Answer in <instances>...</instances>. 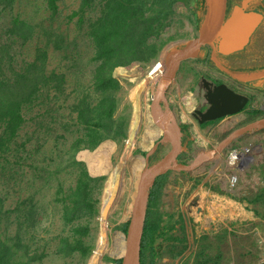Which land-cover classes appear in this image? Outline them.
Instances as JSON below:
<instances>
[{
  "label": "trees",
  "instance_id": "1",
  "mask_svg": "<svg viewBox=\"0 0 264 264\" xmlns=\"http://www.w3.org/2000/svg\"><path fill=\"white\" fill-rule=\"evenodd\" d=\"M16 1L0 0V12ZM97 1L100 13L88 16ZM179 1L81 0L68 17L69 22L77 17L75 34L62 28L57 0H46L48 15L36 23L11 15L6 40L0 35V264H46L50 254L86 264L106 176L91 175L77 153L128 137L131 115L120 112L123 85L114 71L159 58ZM32 41L33 51L24 52ZM52 54L60 60L54 67ZM261 168L264 176V161ZM64 171L73 176L71 182L64 180ZM170 172L150 189L141 264H157L160 238L170 237L164 240L173 256L187 247V237L170 234L174 224L165 223L160 211ZM37 181L53 189L39 202L34 201L38 190L22 195ZM235 198L247 202L264 224V185ZM44 218L53 227L45 232L56 242L53 250L49 240L43 246L35 241ZM128 225L122 227L125 232Z\"/></svg>",
  "mask_w": 264,
  "mask_h": 264
},
{
  "label": "rangeland",
  "instance_id": "2",
  "mask_svg": "<svg viewBox=\"0 0 264 264\" xmlns=\"http://www.w3.org/2000/svg\"><path fill=\"white\" fill-rule=\"evenodd\" d=\"M97 2V7L94 10L88 11V16L95 17L100 13V9L102 7L101 2ZM80 3L81 0H57L58 9L61 14L60 22L63 24L62 28L67 26L70 28V32L72 34H75L76 32L74 27L77 17L71 22H69L68 17L79 9ZM205 9V0H181L178 2L173 20L163 35V38L167 40V42L162 49L160 56L167 45L193 38ZM18 13L22 17L31 21V23H36L48 15L46 10V0H17L12 9L7 8L4 11H1L0 35L2 34L5 40L7 38V23L10 21L12 14ZM56 24H58V22ZM34 45V41L29 42L26 46H24L23 51L32 52ZM252 47L253 45H250L245 48L244 51L241 50L239 52V56H248V54L252 53L253 50L257 49L258 51V49H260ZM259 52L263 53L262 57L260 56L259 58L249 59L246 63H243L235 70L250 71L264 68V48H262V50ZM160 56L157 60L160 59ZM155 61L156 60L151 62L134 61L129 65L123 66L128 68L129 75L127 76L118 73V68L122 66H119L115 69L114 75L123 85V90L121 92L122 104L120 107V112L127 111L131 115L129 134L127 138L121 141L107 139L100 143L97 148L93 150H80L77 153V159L84 161L88 167V170L90 169L89 165L84 158L80 157L81 152H94L107 141H113L115 143L114 150L110 154V162L113 167H116L122 161L127 160V152L129 151L131 139L134 143V147L131 148V155L135 157L140 155L146 156L147 162L144 164L145 166L149 165V162L154 163L159 161L166 154L165 152L169 150L170 144L160 139V137L157 138L154 144L149 147H145L142 144L144 141V134L146 133L148 126L153 124V120H150L149 117H152L150 116V98L154 92V89H150L147 96L143 98V120L137 133L133 135V137H130V127L135 109V100L132 98V91L142 81L147 79L148 72L153 69V64ZM59 62L60 60L58 54H52L51 66L54 67L58 65ZM214 70H217V68L208 58L190 60L183 65L179 72L178 78L169 86L167 90V95L169 98H172V100L170 99V105L173 108L174 114H176L178 119L183 122L182 124L185 130L184 149L180 155L182 162H192L199 149L214 148L218 142L228 136L235 129L246 125L255 118L264 116V109H262L263 112L259 113L258 115L254 114L255 111L264 108V80L255 82L253 86H248L235 83L232 79H228L229 83L236 85L240 88V90L251 95V101L248 102L247 109L237 113L240 116V120L231 127L225 128L226 119L229 116L220 120H215L214 122H205L200 124L199 121L196 120L191 114L195 107H199L195 97L196 92L194 89L197 88L199 91L202 77L208 79L209 76L207 73H210ZM195 128H197L199 134L203 136L202 140L198 141L196 138L189 137V131H192V134L195 137ZM243 147L251 149V152L245 156L244 160L238 165L234 166L229 164L227 161V155L229 154V151ZM229 151L223 153V159L217 163V166L216 163L212 162L204 167L205 169L203 172L198 173L197 175L186 171H171L168 173L160 200V211L162 212V218L165 220V223L170 222L174 224L170 230V234L176 237H187V242L184 244L187 247L183 250L182 254L173 256L169 253V251H167V246L170 244V237L167 236L160 238L157 243L159 244V251H161V254L157 258V264H226L231 260L234 261L235 264L257 263L260 252L264 246V224L259 217L256 216L259 219L256 221V225L254 227L252 226V230H249L250 232L248 233H240L234 230L229 231L228 228L223 227H212V229L205 230L204 232H198L196 231L192 219V211L190 210L189 203L191 202L202 181L207 179L209 182V180L217 179L218 175L210 172L213 169L219 168L221 173H224L226 170H228V176H232L234 174L238 176V181L234 186L229 183L230 188L235 189L233 192L234 197L244 196L251 190H257L264 185V176L262 175L263 172L261 168V164L264 161V129L251 131L242 135L233 144V146H230ZM25 168L28 169L27 167ZM126 169L125 177L127 183L119 196L116 207L108 215L107 227L111 236V243H113L114 235L116 233L120 232L123 233V235L126 233L122 227L126 222H129L130 206L132 203L131 200L136 190V186H133L134 182L129 181L132 176L131 171L129 168ZM101 175L105 174H97L93 176ZM62 176L67 183L71 182L73 179L71 173L66 171L62 173ZM105 176L106 179L104 180L103 187L99 193V214L96 217L95 222H92V242L94 249L92 254L87 259L86 264H91L90 261L96 252L101 228L105 224L102 209V201L108 179V176ZM24 180L26 181L27 179ZM219 184L220 183L217 185ZM35 190L40 191L34 200L39 202L38 200H40L44 194H49V192H51L53 189H49V184L43 185L40 181H37L34 187L24 188L22 195H26L29 192ZM18 194L19 193L17 192L16 196L13 198L14 200L17 198ZM13 199L11 197L8 203H11ZM49 229L53 230V227L50 225L49 221L46 222V219L44 218L42 220V226L40 227L39 235L35 241L38 245L43 246L45 242L49 240L51 246L50 248L53 250V246L56 244V242L55 240L50 239L51 234H45L46 230L49 231ZM166 238L169 241H165ZM202 245L206 246L205 251H203ZM109 258H112L113 260ZM103 259L108 263L119 264L118 261L122 259V255L113 257L109 252H106L103 255ZM75 263L76 262H74V264ZM46 264L73 263L71 260L65 262L58 256L50 254L46 259Z\"/></svg>",
  "mask_w": 264,
  "mask_h": 264
},
{
  "label": "water",
  "instance_id": "3",
  "mask_svg": "<svg viewBox=\"0 0 264 264\" xmlns=\"http://www.w3.org/2000/svg\"><path fill=\"white\" fill-rule=\"evenodd\" d=\"M227 1L205 0L206 10L196 36L189 40L167 45L160 56V60L164 64V71L152 93L150 115L153 123L162 130L159 137L163 136L170 141V148L159 161L146 165L138 176L136 190L131 200L129 225L127 232L124 233L126 248L122 254V264H141V246L149 194L156 179L169 171H192L202 159L196 157L192 162L187 163L181 162L179 159L184 146L181 140L179 119L169 105L167 90L174 82L181 64L184 61L198 58L206 47L211 46L213 50L211 61L234 79L244 84H253L264 80V68L233 72L216 55V53L229 55L243 50L264 18L262 13L247 9L251 0H242V4H236L230 16L227 17ZM203 81L209 89L206 97L210 106L205 111L193 110V114L200 124L217 120L223 116L234 115L244 109L249 102L248 95L236 92L225 83L211 88L212 83L209 80L203 78ZM260 129H264V117L235 129L215 149L209 151L208 155L219 153L242 135ZM130 137H133L131 128ZM140 156L147 162L146 156ZM89 172L91 175H95L90 169ZM103 215L107 216L108 213H103Z\"/></svg>",
  "mask_w": 264,
  "mask_h": 264
},
{
  "label": "bare ground",
  "instance_id": "4",
  "mask_svg": "<svg viewBox=\"0 0 264 264\" xmlns=\"http://www.w3.org/2000/svg\"><path fill=\"white\" fill-rule=\"evenodd\" d=\"M153 65L154 67L152 71L148 72L147 79L142 81L132 91V98L135 100V109L130 128L133 135L137 133L143 120L142 118L144 116V112L142 109V100L147 96L150 89H156V83L158 79L161 78V74L164 71V64L162 60H157ZM118 73L125 76L129 75L128 68L123 66L118 68ZM149 119L151 120L152 117H149ZM161 131L160 127L156 126L154 123L149 125L146 133L144 134V141L142 142L143 146L149 147L153 145L155 140L161 135ZM114 147L115 143L113 141H107L94 152L83 151L80 154V157L87 161L93 174H105L108 176L104 198L102 201L103 213H108V215L116 207L119 196L127 183L125 177L126 168L130 169L132 175L129 181H133V186H136L138 176L146 163V160L142 156L135 157L131 155V148L134 147L133 140L131 139L129 151L127 152V160L122 161L116 167H113L110 162V154L114 150ZM108 215L104 216L105 224L101 228L96 252L90 261L91 264H113L108 263L103 259L104 253L109 252L111 256L115 257L122 255L125 252L126 242L123 233H116L114 235L113 243H111V236L107 227Z\"/></svg>",
  "mask_w": 264,
  "mask_h": 264
},
{
  "label": "crops",
  "instance_id": "5",
  "mask_svg": "<svg viewBox=\"0 0 264 264\" xmlns=\"http://www.w3.org/2000/svg\"><path fill=\"white\" fill-rule=\"evenodd\" d=\"M167 98L170 105V99L172 100V98H169L168 95ZM239 120H240L239 114L229 116L226 119L225 128L231 127ZM194 133H196L195 137L192 134V131H189L188 132L189 137L196 138V140L198 141L203 139V136L199 134L197 128H195ZM238 139L231 142L221 152L215 153L212 156L208 155L209 151L215 149L223 139L220 142H218V144L214 148L199 149L195 158L196 157L202 158L200 163L194 170L187 172H192V174L197 175L198 173L203 172V170L205 169L204 167L212 162L216 163L217 166V163L223 159L222 158L223 153L229 151L230 146H233V144ZM210 172H213L214 174L218 175L217 179L209 180V182L207 181V179L202 181V183L198 187V190L193 196L191 202L189 203L190 210L192 211L191 212L192 219L196 231L204 232L205 230L212 229V227L214 228L223 227V228H228L229 231L234 230L240 233L250 232L252 230L251 229L252 226L254 227L256 225L257 223L256 221L259 218H257L253 210L249 208L247 202L239 201L233 196V192L235 191V189H231L229 186L230 183V176H228L229 171L226 170L224 173H221L220 169L217 168L211 170ZM218 183L220 184L217 185Z\"/></svg>",
  "mask_w": 264,
  "mask_h": 264
},
{
  "label": "flooded vegetation",
  "instance_id": "6",
  "mask_svg": "<svg viewBox=\"0 0 264 264\" xmlns=\"http://www.w3.org/2000/svg\"><path fill=\"white\" fill-rule=\"evenodd\" d=\"M206 3V2H205ZM236 4H242V0H228L227 1V17L230 16L234 6ZM247 9L248 10H255V11H258L260 13H262L264 15V0H251L249 3H248V6H247ZM205 13V12H204ZM204 16V14H203ZM203 19V18H202ZM201 19V21H202ZM200 21V23H201ZM200 23H199V26H200ZM199 26H197V30L194 34V36H196L198 30H199ZM193 36V37H194ZM250 45H253L252 48H260L258 49H255L252 51V53H249L248 56H239V52L240 51H237L235 53H232V54H229V55H223V54H220V53H216L217 57L219 58V60L230 70V71H233V72H238L237 70H235L237 67H239L240 65H242L243 63H246L247 60L249 59H255V58H259L260 56L262 57V52H259L260 50H262V48H264V18L262 20V22L260 23V25L257 26L256 30L254 31V33L252 34L251 38H250V41L249 43L246 45L245 48H247L248 46ZM245 48L242 50L244 51ZM212 47L211 46H208L205 48V50L200 54V56L198 58H195V59H202V58H208L210 61H211V55H212ZM190 60H193V59H190ZM190 60H187V61H184L181 66H180V69L177 73V76L175 78V80L178 78V75H179V72L181 70V68L183 67V65L190 61ZM214 64V63H213ZM217 68V70H214V71H211L210 73H207L209 78L207 80H209L212 84L210 85L211 88H214V86L216 85H219V84H222V83H225L227 84L230 88L234 89L236 92H239V93H242V94H246L250 97L249 99V102L251 101V95L249 93H246V92H243L242 90H240L239 87H237L236 85H232L231 83L228 82V79H232L235 83H239V84H243V85H248V86H253L255 83L253 84H244L236 79H234L232 76H230L227 72H225L224 70H222L219 66H217L216 64H214ZM251 71V70H250ZM227 77V78H226ZM203 78L205 77H202V81H201V85H200V88H199V91L197 90V88L194 89V91L196 92L195 93V97H196V100H197V103L199 104V107H195L194 109L198 110H203L205 111L209 106H210V103L208 102V98L206 97V94L208 93L209 89L206 87V85L204 84V81H203ZM174 80V81H175ZM258 82V81H257ZM155 91V90H154ZM152 97V95H151ZM150 101H151V98H150ZM247 105L244 109H242L241 111H244L247 109ZM261 109H264V108H261ZM240 111V112H241ZM239 113V112H237ZM235 113V114H237ZM192 116L196 119L197 117L193 114V112L191 113ZM234 114V115H235ZM227 116H230V115H227ZM227 116H223V117H220L218 118L217 120H220V119H223ZM215 121V120H214ZM214 121H208L207 123L209 122H214ZM183 122L182 121H179V126H180V131H181V140H182V144L184 146V143H185V130H184V127H183ZM160 139H162L163 141H166L170 144V141H168L166 138H164L163 136L160 137ZM166 153V152H165ZM181 155V154H180ZM179 159H180V156H179ZM181 161V159H180ZM155 163V162H154ZM153 163L149 162V165H151Z\"/></svg>",
  "mask_w": 264,
  "mask_h": 264
},
{
  "label": "built area",
  "instance_id": "7",
  "mask_svg": "<svg viewBox=\"0 0 264 264\" xmlns=\"http://www.w3.org/2000/svg\"><path fill=\"white\" fill-rule=\"evenodd\" d=\"M250 152H251V149H249V148H244V147L243 148H236V149L231 150L229 152V154L227 156V161L229 162V164L236 166L240 162H242L244 160L243 157L247 156ZM237 181H238V176L236 174L230 176V184L232 186H234ZM226 264H235V262L231 260V261H228ZM256 264H264V246L260 252V256H259V259H258Z\"/></svg>",
  "mask_w": 264,
  "mask_h": 264
}]
</instances>
